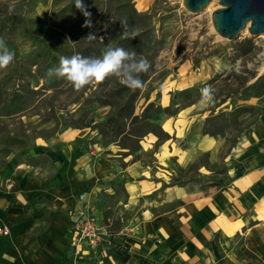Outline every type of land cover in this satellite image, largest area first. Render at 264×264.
<instances>
[{"label":"rangeland","instance_id":"rangeland-1","mask_svg":"<svg viewBox=\"0 0 264 264\" xmlns=\"http://www.w3.org/2000/svg\"><path fill=\"white\" fill-rule=\"evenodd\" d=\"M68 1L30 0L21 5L10 20H5L4 26L0 25V38L4 42L8 39L11 41L13 46H6L15 54L13 62L6 69H0V91L3 92L0 95V109L14 92L19 95V100L26 101L21 113L8 117L0 113V166L14 155L19 158L16 163L20 162L22 167L37 166L49 175L51 166L48 160L33 156L25 159L24 155H33L37 144L57 146L59 135L73 130L78 137H83L81 142L84 146H91V151L98 153L101 149L110 148L120 152V158L137 163L150 181L149 184L143 183L145 191L152 190L155 183L162 184L159 191L150 197L152 200L163 199L162 191L168 187L188 186L207 191L225 186L228 183L227 169L234 164L228 159L232 148L237 146L264 111L262 35L253 37L241 31L233 41L220 38L211 25V14L220 8L218 1H212L196 14L186 11L183 0L132 1L137 13L150 14L153 31L150 39L144 40L150 44V48L135 49L138 58H146L151 63L149 72L152 71V74L139 91L134 113L140 115L158 96V105L161 108L169 107L174 115L161 113L152 116L149 122L158 128L145 129V136L137 149L126 156L123 153H127V150L118 146L120 138L116 142L103 140L98 125L110 111L101 102L116 96L112 92L121 84L117 78L110 77L103 83L76 91L65 79L55 77L51 84L54 88L49 89L41 76L40 71L47 64L49 55L56 58L52 68L59 65L61 56L71 57V50H52V54H41L32 38L44 39L52 49L62 45L73 47L75 32L85 25L83 12L76 19L71 17L70 12L56 16V12ZM83 3L85 10L91 13L88 17L91 27L94 26L92 21L100 28L99 22L102 24L106 20L113 22L118 31H123V21L127 22L129 32L137 26V18L128 0H85ZM101 3H105L106 11L98 15L95 11ZM211 4L212 7L208 9ZM93 32L99 41L106 38L100 31ZM118 33L110 40L116 41ZM124 48L134 49L131 46ZM80 51V48H74L72 55ZM9 75L13 77L7 81ZM43 75L47 78L46 74ZM204 87H210L214 96L209 105L199 103L200 90ZM88 123L89 128H83ZM165 124L169 129L163 127ZM22 134L27 136L25 139L29 140L30 147L23 148L20 143H11L8 138L21 141ZM201 135H209L219 142L212 164L209 163L208 154L193 156L189 153V150H194ZM148 145L151 147L145 151ZM5 148L10 149L11 153L2 152ZM171 149L173 153L177 150L185 152V160L178 161L177 157L169 156ZM104 159L101 156V160ZM115 162L122 168L125 166L122 159ZM127 203V186L116 174L92 200L82 196L75 198L74 205L68 210V237L73 232L78 214L91 211L86 208L90 204L94 208L89 206L96 225L110 239L96 250L90 245L74 248L70 243L77 256L86 257V264H110L109 257L121 259V253L126 250L123 233L134 217V213L126 209ZM81 204L82 208L76 210L77 205Z\"/></svg>","mask_w":264,"mask_h":264},{"label":"crops","instance_id":"crops-1","mask_svg":"<svg viewBox=\"0 0 264 264\" xmlns=\"http://www.w3.org/2000/svg\"><path fill=\"white\" fill-rule=\"evenodd\" d=\"M77 138L83 137L67 130L57 146L37 144L33 155H24L48 160L49 175L37 166L22 167L14 155L0 166V227L9 229L8 236L0 235V264H86L70 247L68 210L79 196L92 200L115 174L127 186L126 209L134 217L123 233L127 260L109 257L110 264H264V111L232 148L225 186L168 187L156 201L150 197L162 184L145 191L143 183L150 181L137 163L110 148L95 153ZM218 149L217 140L201 135L189 153L208 154L212 164ZM184 153L168 152L178 161ZM89 206L86 212L94 216ZM101 240L110 241L103 232Z\"/></svg>","mask_w":264,"mask_h":264},{"label":"trees","instance_id":"trees-1","mask_svg":"<svg viewBox=\"0 0 264 264\" xmlns=\"http://www.w3.org/2000/svg\"><path fill=\"white\" fill-rule=\"evenodd\" d=\"M30 0H0V25L4 26L5 20H10L14 16V12L20 9V6L23 4H26ZM85 0H83L84 2ZM134 0H128V4H130L131 9L137 18V26L134 28V30H138L137 35L135 38H132L129 36L128 38L122 37L123 31H118L116 29V25L110 21H105L101 24L99 22L98 25H100V28H98L97 24L92 21V24L94 26L92 27H85L82 26L78 28V30L75 32V36L73 38V42L75 46L70 45H62L58 49H52L44 39L33 37V41L36 42L38 45V49L41 54L46 53L47 55L52 54V50H62V49H70L71 53L70 56H72L73 49H81L80 55L85 57H98L102 54L104 49L107 46H111L113 48L115 47H129L131 48H139V47H146L150 48V44L145 42L146 39H150L151 34H153L152 28H151V17L149 13H137L135 9L133 8V5L131 2ZM12 7H11V6ZM124 6V5H123ZM6 8V9H5ZM119 10V9H116ZM106 11V5L105 3H101L99 6V9L97 12L98 15H101L102 12ZM66 12H70L71 17L74 19L78 18L82 11L78 10L75 7V0H70L67 3H65L57 12L56 16L63 15ZM89 13V12H88ZM93 13V14H95ZM11 14V15H10ZM91 14V13H90ZM92 16H95L93 15ZM10 15V17H9ZM105 25L107 27H105ZM93 31H100V34H103L106 36V38L103 41H99V39L93 40V41H87L84 40L85 36L88 33H92ZM118 33V39L116 41H111L110 38L114 37V35ZM95 33V32H93ZM29 34H25L26 37H28ZM99 35V33H98ZM31 38V37H30ZM145 40V41H144ZM144 41V43H143ZM5 44L9 46H13L11 41L8 39L6 40ZM48 62L45 65V67L40 71L41 76L43 80L45 81V86H47L49 89L54 88L52 84V78H46L45 75L48 69L51 68V65L53 62H56V58L52 56H48ZM152 66V65H151ZM152 68V67H151ZM152 74V71H148L147 73L141 74L140 78L144 81V83L148 80L149 76ZM15 75V74H14ZM13 75H9L6 77V80L11 79ZM140 89H137L135 91L130 90L125 85H118V88H116L112 93L116 96H111L108 99L101 102V104L104 107H108L110 109L109 113L106 114V116L101 120V122L98 124L100 126L101 135L103 137V140H107L110 142H116L117 138L119 139L118 146L121 147L122 150H127V153H123L126 156L131 155L132 152H134L141 139L145 136V129L153 128L157 129L158 126L155 124H150V118L154 115H158L161 113H167L172 114L170 111V108H161L160 105H158V96L157 100L153 103H149L143 110V112L140 115H135V104L137 102L138 94ZM3 92L0 91V95ZM19 95H17L16 92L13 93L12 97L6 102V104L1 107L0 113H3L1 116H13L17 113H21L24 111L23 105H25L26 101H21L18 98ZM174 115V114H172ZM97 125V124H96ZM83 128H89L88 125H85ZM148 134V133H147ZM22 140L18 141L14 137H9L11 143H20L23 148L30 147L28 146L29 140L25 139L27 138L26 135H21ZM83 139H76L75 142H81ZM112 140V141H111ZM2 152L5 154H10V149H4ZM104 221H106V218H104ZM126 250L121 253V261L125 262L127 260V246Z\"/></svg>","mask_w":264,"mask_h":264},{"label":"clouds","instance_id":"clouds-1","mask_svg":"<svg viewBox=\"0 0 264 264\" xmlns=\"http://www.w3.org/2000/svg\"><path fill=\"white\" fill-rule=\"evenodd\" d=\"M75 7L82 11L86 17L85 27H91L88 19L90 13L85 10L83 0H75ZM123 33L122 37L135 38L138 30L129 32L126 21L121 22ZM105 27H107L105 25ZM94 33H89L84 39L87 41L96 40ZM12 52L0 38V69H6L14 60ZM151 68V63L143 57L138 58L135 49H125L123 47L107 46L98 57H85L74 54L71 57L61 56L59 65L49 68L46 76L51 79H65L76 91H80L89 85H98L110 77H115L119 82L132 91L142 89L144 81L140 78L141 74L147 73ZM201 105H209L213 102L214 96L210 87L201 90Z\"/></svg>","mask_w":264,"mask_h":264},{"label":"water","instance_id":"water-1","mask_svg":"<svg viewBox=\"0 0 264 264\" xmlns=\"http://www.w3.org/2000/svg\"><path fill=\"white\" fill-rule=\"evenodd\" d=\"M212 1L220 6L211 14L213 31L220 38L233 41L245 29L253 37L264 34V0H183V6L196 14Z\"/></svg>","mask_w":264,"mask_h":264},{"label":"built area","instance_id":"built-area-1","mask_svg":"<svg viewBox=\"0 0 264 264\" xmlns=\"http://www.w3.org/2000/svg\"><path fill=\"white\" fill-rule=\"evenodd\" d=\"M100 229L94 218L82 211L78 214V219L74 223L73 232L70 233V243L74 248H79L83 243H87L91 247H97L101 244ZM0 235L8 236L9 229L0 227Z\"/></svg>","mask_w":264,"mask_h":264},{"label":"bare ground","instance_id":"bare-ground-1","mask_svg":"<svg viewBox=\"0 0 264 264\" xmlns=\"http://www.w3.org/2000/svg\"><path fill=\"white\" fill-rule=\"evenodd\" d=\"M213 3H214V2H213ZM212 5H213V4H211V5L208 7V9H209V8H211V7H212ZM244 32H245V33H247V32H248V31H247V29H245V30H244ZM261 38H263V39H264V34H262ZM261 71H262V72L264 71V65H263V67H262Z\"/></svg>","mask_w":264,"mask_h":264}]
</instances>
